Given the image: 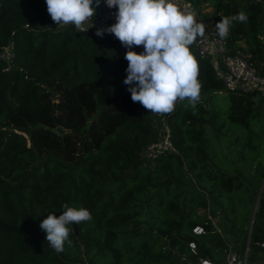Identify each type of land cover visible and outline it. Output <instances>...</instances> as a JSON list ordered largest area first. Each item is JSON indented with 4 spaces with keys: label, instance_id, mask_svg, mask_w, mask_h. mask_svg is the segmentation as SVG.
<instances>
[{
    "label": "trees",
    "instance_id": "trees-1",
    "mask_svg": "<svg viewBox=\"0 0 264 264\" xmlns=\"http://www.w3.org/2000/svg\"><path fill=\"white\" fill-rule=\"evenodd\" d=\"M183 1L216 33L222 17L245 12L225 49L264 68V0ZM108 9L101 0L95 16ZM95 33L56 29L45 0H0V53L13 51L0 58V264H231V253L236 264H264L258 92L226 89L193 44L199 102L152 114L123 83L128 49ZM165 125L174 149L146 156ZM65 204L88 209L92 220L77 233L70 225L71 246L57 253L40 224Z\"/></svg>",
    "mask_w": 264,
    "mask_h": 264
},
{
    "label": "clouds",
    "instance_id": "clouds-1",
    "mask_svg": "<svg viewBox=\"0 0 264 264\" xmlns=\"http://www.w3.org/2000/svg\"><path fill=\"white\" fill-rule=\"evenodd\" d=\"M47 13L59 26L73 25L87 32L101 0H45ZM108 8H116L115 23L96 31V36L112 34L128 49L124 59L128 62L124 84L129 85L131 100L152 114H171L178 102L187 101L195 108L200 100L202 85L198 81V63L190 46L205 35V26L196 21L193 13L181 11L173 0H105ZM95 5V6H93ZM248 16L241 11L235 16L222 17L215 27L221 40H225L233 22L246 23ZM143 47V52L133 47ZM58 217L47 215L40 228L46 241L57 253L64 251L73 227L92 220L86 208L63 205Z\"/></svg>",
    "mask_w": 264,
    "mask_h": 264
},
{
    "label": "built area",
    "instance_id": "built-area-1",
    "mask_svg": "<svg viewBox=\"0 0 264 264\" xmlns=\"http://www.w3.org/2000/svg\"><path fill=\"white\" fill-rule=\"evenodd\" d=\"M176 6L185 13H193L196 21L205 26V35L203 38L194 43V48L197 54L202 57H210L219 77H221L223 85L226 89L240 92L257 91L261 97H264V68L258 69L251 61L250 56L246 53H228L225 49L224 41L221 40L216 33L215 28L211 23L205 20L200 12L193 8L189 3L183 0H173ZM117 9L111 8L104 11L102 14L95 16L92 22H89L86 27L89 31H97L101 28L110 27L115 23V13ZM78 30V29H77ZM107 34V33H105ZM13 56L11 47H6L1 53L0 58L9 61ZM164 149L173 150L174 147L170 142V131L167 125L164 126V134L162 139L158 142L152 143L148 146V153L154 156ZM204 230L200 226L194 228V232L200 234ZM264 246V244H261ZM191 252L198 255V250L194 242L190 243ZM230 263H237V254H230ZM183 260H186L183 257ZM200 264H213L208 258H201ZM241 264H247V258Z\"/></svg>",
    "mask_w": 264,
    "mask_h": 264
},
{
    "label": "rangeland",
    "instance_id": "rangeland-1",
    "mask_svg": "<svg viewBox=\"0 0 264 264\" xmlns=\"http://www.w3.org/2000/svg\"><path fill=\"white\" fill-rule=\"evenodd\" d=\"M205 10H206V11H209L210 8H206ZM62 26H64V25H61V26H59V27H62ZM59 27H58V25L55 23V28L57 29V28H59ZM128 94L131 95L130 92H128ZM256 102H257V105H261V108L264 110V101H263V100H260V96H259V95H258V97L256 98ZM161 133L164 134V129H163V128H161ZM149 154H150V153L146 152V156H150ZM185 180H186V184H187V186H188L189 188L193 189V184H192L191 180L189 179V176H188V175H186ZM213 220H214L215 224L219 225V228H223V227L221 226L222 224H220V220H219L218 218H214ZM182 259H183V258H181V261H183Z\"/></svg>",
    "mask_w": 264,
    "mask_h": 264
},
{
    "label": "water",
    "instance_id": "water-1",
    "mask_svg": "<svg viewBox=\"0 0 264 264\" xmlns=\"http://www.w3.org/2000/svg\"><path fill=\"white\" fill-rule=\"evenodd\" d=\"M59 131L63 133V132H64V129L59 128ZM263 183H264V182H263ZM263 185H264V184H262V188H263ZM262 188H261V189H262ZM74 229H75V232L77 233L78 231H77V225H76V224H74Z\"/></svg>",
    "mask_w": 264,
    "mask_h": 264
}]
</instances>
